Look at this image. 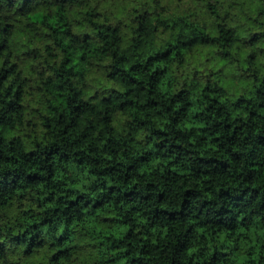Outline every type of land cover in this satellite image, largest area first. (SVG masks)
<instances>
[{
    "label": "clouds",
    "instance_id": "obj_1",
    "mask_svg": "<svg viewBox=\"0 0 264 264\" xmlns=\"http://www.w3.org/2000/svg\"><path fill=\"white\" fill-rule=\"evenodd\" d=\"M0 264H264V0H0Z\"/></svg>",
    "mask_w": 264,
    "mask_h": 264
}]
</instances>
